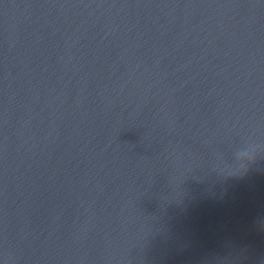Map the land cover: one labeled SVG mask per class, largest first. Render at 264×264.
Returning <instances> with one entry per match:
<instances>
[{
	"label": "water",
	"instance_id": "obj_1",
	"mask_svg": "<svg viewBox=\"0 0 264 264\" xmlns=\"http://www.w3.org/2000/svg\"><path fill=\"white\" fill-rule=\"evenodd\" d=\"M0 264H264V0H0Z\"/></svg>",
	"mask_w": 264,
	"mask_h": 264
}]
</instances>
